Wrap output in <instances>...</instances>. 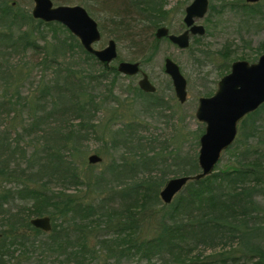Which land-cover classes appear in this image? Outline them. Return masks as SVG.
<instances>
[{
	"label": "trees",
	"instance_id": "1",
	"mask_svg": "<svg viewBox=\"0 0 264 264\" xmlns=\"http://www.w3.org/2000/svg\"><path fill=\"white\" fill-rule=\"evenodd\" d=\"M111 1H104L106 11ZM214 1L222 10L228 6L249 17L259 14L260 5ZM129 8L142 18L127 22L116 12L110 19L115 35H130L132 41L142 35L131 32L132 21L158 29L171 11L163 0H130ZM209 10L214 13L213 3ZM101 26L105 32V23ZM29 52L43 56L41 61L31 65L26 56L14 63V55ZM215 53L223 59L217 67L223 76L230 70L231 53ZM40 66L41 78L25 92ZM111 75L114 80L103 88ZM120 75L113 66L106 71L61 24L35 20L19 2L0 0V264H17L16 252L30 242L38 247L42 240H30L27 232L45 236L30 223L45 216L53 227L47 243L53 264H264V206L258 201L264 196V146L253 147L251 157L247 148L252 141L264 145V104L240 122L235 142L225 151L237 164L188 182L165 205L159 193L167 182L166 169L195 175L198 156L195 150L183 154L178 143L170 148L160 142L168 152H158V138L142 136L146 129L138 124L113 130V121L98 122L108 102H118L114 87ZM159 105L158 100L149 104L153 109ZM110 116L118 118L116 110ZM203 132L194 135V146ZM91 137L102 141L97 153L121 152L106 171L85 169ZM198 248L213 253L194 254Z\"/></svg>",
	"mask_w": 264,
	"mask_h": 264
},
{
	"label": "rangeland",
	"instance_id": "2",
	"mask_svg": "<svg viewBox=\"0 0 264 264\" xmlns=\"http://www.w3.org/2000/svg\"><path fill=\"white\" fill-rule=\"evenodd\" d=\"M20 3V5L30 12H32L35 5L34 0H14ZM55 6H61L64 4L59 3L58 0H52ZM105 0H62L63 3L68 2V6H83L87 10L89 9L93 14H90L99 24V28L102 34V39L95 45L96 49H104L108 46L110 40H115L117 43L118 59L113 62V67H118L121 62L140 63L142 71L149 76L152 84L157 88V92L150 96L143 92V95L137 92L136 87L139 85V81L142 75L129 77L120 75L115 82L114 94L118 102L112 100L108 102L105 108L99 113L97 120L102 122L105 120L109 122L113 121L115 126L113 130H117L128 124H138L141 129H146L142 136L149 139L158 138V145H156L158 152H161L163 145L160 142H165V146L175 147L177 143L180 144V150L183 154H192L195 150L198 156L199 145L193 144L194 135H196L199 129H203L204 125L197 122L195 119V110L198 104V99L201 97L210 96L215 92L217 83L222 76L218 74L217 67L222 63L223 59L215 52L222 50L223 53L230 52L231 62L237 60H245L249 63H255L258 58L264 54V1L258 3L249 4L246 0H227V3L235 2L236 5H253L254 8L259 6V14L245 15L241 10H233L228 6L223 10L220 8L218 1L209 0L210 5L213 3L215 6L214 13L208 10L203 19L197 21L198 25H202L206 31L202 37H193L188 49L181 50L178 47L171 44L168 40L161 39L157 43L155 42V34L157 29L147 30L136 22L132 21L131 25L134 27L131 32L140 33L141 36L132 41L131 36L128 38L121 37L119 39L115 35L113 24L111 21V14L118 12L121 16L129 20H138L142 16H137L134 9L129 8L130 0H127L122 4V0H113L110 2L111 9L105 10L103 6ZM193 0H163L166 10H171L167 16V21H163V26L168 28L170 34L179 35L183 33V18L184 9ZM88 10V11H89ZM217 10H222L221 14H216ZM107 12V13H105ZM105 23L106 31L102 30L101 24ZM162 26V25H161ZM145 28V31L143 30ZM194 40H197L194 42ZM43 42V41H41ZM229 47L227 50L225 47ZM263 47V48H262ZM210 52L206 55L204 52ZM213 53V54H212ZM29 57L31 65L39 63L43 56H38L29 52L28 54H16L13 56L14 63H19L24 60L25 57ZM209 56V57H207ZM169 58L176 63L182 75L187 82V100L181 104L175 97L173 86L170 78L164 73L163 65L164 59ZM231 64V63H230ZM39 66V65H37ZM43 69L37 67L33 72L32 80L24 86L25 92H29L35 84L33 81H38L42 74ZM95 72L97 69H93ZM224 73V72H222ZM225 74H223L224 76ZM37 77H40L39 79ZM114 80V76L111 75L107 80L103 81L102 87L108 86L109 83ZM103 88H99V91ZM98 94V93H96ZM207 94V95H206ZM209 97V96H208ZM158 100L161 103L158 107L153 109V106H149L153 101ZM115 107V109H114ZM161 107V108H160ZM113 110V111H112ZM116 110L117 116H110ZM109 112H112L109 114ZM112 117V118H111ZM262 119L264 116L262 115ZM239 128V126H238ZM238 134V133H237ZM200 135V134H199ZM107 140H109L107 138ZM179 140V141H176ZM160 144V145H159ZM173 145V146H170ZM91 153L87 157L92 155H99L103 161L96 165L87 163L85 169H89L90 166H94V171L103 172L106 171L113 159H119L121 152L113 154V156L106 157L101 153H97L98 148L101 149L102 141H97L94 137H91L88 144H86ZM263 144L257 145L255 141L247 145L249 148L248 154L252 156V148H263ZM244 149V148H242ZM166 149L162 150L164 152ZM30 152L32 151L29 150ZM168 152V149L166 150ZM195 154V153H194ZM168 164L171 163L169 159ZM167 164V165H168ZM237 164V158L230 156L229 153H222L219 162L217 163L214 172L223 169L225 166H233ZM160 167H158L159 170ZM199 168V167H198ZM79 169L83 170L84 167L79 164ZM88 171V170H87ZM200 171L198 170L199 173ZM160 174V172L158 173ZM178 171L172 167H168L165 171V179L181 177ZM2 183L0 182V188ZM1 191V190H0ZM76 188L71 187L70 192H75ZM161 191V190H160ZM260 201L264 206V196H259ZM162 202V201H161ZM2 226V225H0ZM6 227H3L4 229ZM1 229V227H0ZM30 240L37 241L38 247L32 248L31 242L28 249L25 251H17L19 261L17 264H53V252L47 245L48 235L39 236L35 238V234L27 232ZM96 240L93 239L92 243ZM194 254H201V256L207 257L212 254L209 249L200 250L197 249ZM137 260L128 262V264H137ZM15 264V260L13 263ZM95 264H102L98 261Z\"/></svg>",
	"mask_w": 264,
	"mask_h": 264
},
{
	"label": "water",
	"instance_id": "3",
	"mask_svg": "<svg viewBox=\"0 0 264 264\" xmlns=\"http://www.w3.org/2000/svg\"><path fill=\"white\" fill-rule=\"evenodd\" d=\"M262 0H246L249 4ZM32 16L45 23H58L64 26L81 43L84 50L93 55L106 71L112 68L118 59L117 43L110 40L104 49L95 45L102 39L98 22L83 6H55L52 0H34ZM209 8V0H193L184 9L183 25L189 29L179 35L170 34L162 26L156 31V38H167L179 49H188L190 36L202 37L205 28L196 22L204 18ZM164 73L170 78L176 99L183 104L187 100V82L179 66L171 59H164ZM118 72L124 76L142 75L139 88L149 94L156 93V87L149 76L142 71L140 63H119ZM264 104V54L255 63L245 60L232 62L230 71L220 78L215 92L209 97H201L195 110V119L204 125V132L199 138L198 167L200 172L192 176L170 179L159 193L163 204L172 203L175 196L190 181L201 180L214 172L222 153L228 150L236 140L240 122ZM89 164L96 165L103 159L95 154L89 157ZM31 225L45 233L52 231L51 219L47 216L33 218ZM2 233L0 232V239Z\"/></svg>",
	"mask_w": 264,
	"mask_h": 264
},
{
	"label": "flooded vegetation",
	"instance_id": "4",
	"mask_svg": "<svg viewBox=\"0 0 264 264\" xmlns=\"http://www.w3.org/2000/svg\"><path fill=\"white\" fill-rule=\"evenodd\" d=\"M209 5H210V3H209ZM187 6H188V5H187ZM187 6H186V7H187ZM186 7H185V8H186ZM208 10H209V8H208ZM184 14H185V12H184ZM198 21H199V20H198ZM196 24H197V22H196ZM197 25H198V24H197ZM183 26H184V25H183ZM161 27H162V26H161ZM184 27H185V26H184ZM157 30H158V29H157ZM186 30H189V29H187V28L185 27L184 30H183V32L186 31ZM205 31H206V29H205ZM193 37H195V36H192V37L190 36V43H189V46H190V44H191V41H192V38H193ZM197 37H198V36H197ZM163 39L168 40L167 38H163ZM163 39H162V40H163ZM168 41H169V40H168ZM170 43H171V42H170ZM171 44H172V43H171ZM173 45H174V44H173ZM174 46H176V45H174ZM176 47H177V46H176ZM188 48H189V47H188ZM163 69H164V68H163ZM229 71H230V70H229ZM226 74H227V73H226ZM226 74H225V75H226ZM222 77H223V76H222ZM171 84H172V82H171ZM138 85H139V84H138ZM172 86H173V85H172ZM138 87H139V86H138ZM156 89H157V88H156ZM140 90H141V89H140ZM141 91H142V90H141ZM142 92H143V91H142ZM156 92H157V90H156ZM144 93H145V92H144ZM148 94H149V93H148Z\"/></svg>",
	"mask_w": 264,
	"mask_h": 264
}]
</instances>
